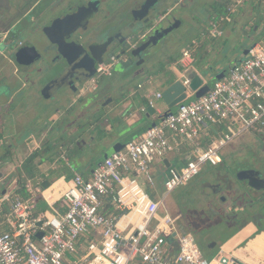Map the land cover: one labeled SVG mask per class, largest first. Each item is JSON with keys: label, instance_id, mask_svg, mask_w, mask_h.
Segmentation results:
<instances>
[{"label": "built area", "instance_id": "built-area-1", "mask_svg": "<svg viewBox=\"0 0 264 264\" xmlns=\"http://www.w3.org/2000/svg\"><path fill=\"white\" fill-rule=\"evenodd\" d=\"M245 1L231 0L225 14L210 21L208 38L222 37L221 26L231 23ZM192 53L190 48L181 53L179 79L184 86L188 81L182 74L192 68ZM114 63L112 58L98 65L80 91H95ZM192 97L106 157L90 178L75 175L61 195V213L33 217L32 200L16 193L15 182L0 187V264H234L221 253L206 258L191 234L177 232V218L160 209L166 195L186 186L205 165H220L225 147L253 128L264 129V40L250 47L202 97ZM160 99L161 93L151 94L146 107L156 110ZM183 145L190 147L191 160L166 168L165 195L154 201L138 180L154 187L152 165L162 164ZM108 205L116 213H108ZM87 235L93 239L81 249L79 242Z\"/></svg>", "mask_w": 264, "mask_h": 264}, {"label": "crops", "instance_id": "crops-1", "mask_svg": "<svg viewBox=\"0 0 264 264\" xmlns=\"http://www.w3.org/2000/svg\"><path fill=\"white\" fill-rule=\"evenodd\" d=\"M3 1L0 0V6H3ZM41 1L33 2L26 10L24 6L18 7L19 10L24 8V11L19 19L16 18L14 21L3 22L2 18L6 15L7 17L13 15L17 11L15 5L13 10L10 8L11 11L7 7L3 11L0 9V127L3 130L0 134V176H2L3 186L15 182L16 193L19 192L18 195L23 198L22 191L19 190V186L23 185L24 193L31 195L29 199L33 203L43 200L49 207L44 213L52 214L63 211L64 206L60 202L61 195L75 175H80L85 179L90 178L94 169L104 158L114 153L113 149L122 151L120 145L124 146L127 142L140 138L148 128L158 122L159 117L167 108L161 103V99L156 100L155 114L149 113L146 107L147 98L153 93H162L165 88L164 84L168 83L172 77L174 81L179 78L181 53L188 47H182L179 52L172 51V49L167 50V48L164 52L162 50L160 53H163L160 55L162 60L160 59L158 63L160 65L158 69L154 66L130 79L113 77L110 72L98 81L97 97L92 101H88L91 94L81 91L74 94L69 88L46 91L47 84L53 79L41 74V69L36 66L33 68L17 64L14 57L16 49L26 43L25 40L29 39L35 43L34 35L39 33V27L48 23V19L40 21L37 12H40V9L47 10L55 0L47 4ZM174 1L161 0V7L159 6L163 11L161 19L170 12L172 7L169 9V5ZM179 1L182 0H176V3ZM118 2L115 11L119 15L121 9L130 8L133 0H119ZM211 2L208 7V23L203 28L200 27L195 36L191 37V45L193 42L196 44V41L197 45L202 42L200 44L201 54L205 58H208L216 48L212 41L217 39L208 40L207 36L210 21L224 15L231 0H211ZM256 4L257 2L252 0L251 7L254 9L249 8L247 12L252 13L256 9ZM261 4L263 7L262 0ZM243 7L231 16V23L221 26L222 37H228L233 32L235 23L244 17ZM121 19L124 20V18ZM128 30L124 29V32ZM254 32L256 34V31ZM206 41L208 44L205 47L203 42ZM197 45L193 48L191 67L200 73L195 66L197 50L200 49ZM243 57V54L238 56L234 65ZM34 74L36 78H33ZM28 77L34 81L28 80ZM103 79L106 80L102 82ZM192 99L194 98H190ZM143 108H146V112H141ZM205 139L201 136L200 142L203 143ZM32 156L34 158L27 163ZM173 159L178 163L176 166L172 163ZM189 160H191L190 147L183 145L169 154L162 164L154 166V177L161 174L163 183L166 168L170 166L179 168ZM261 168L264 170V161H262ZM45 182H48L50 186L44 190L41 185ZM141 187L145 190V187L142 185ZM162 189V197L152 193L155 201L165 195L164 187ZM240 206L242 205H238L239 209L230 216L232 220L235 217L238 219L232 228L233 232L224 240L216 242L215 247L208 249L207 253L203 252V255L211 259L221 253L235 259L240 264H264V245L258 243L260 237L264 239V228L260 226L258 214L253 210L255 206L248 205L249 208L245 212H242ZM228 210H231L230 207ZM107 212L116 213V208L108 205ZM164 212L177 218L175 223L177 232L187 233L179 223L180 215L171 213L166 203L160 210V213ZM91 239L93 238L89 235L84 236L79 242L80 248L84 249Z\"/></svg>", "mask_w": 264, "mask_h": 264}, {"label": "rangeland", "instance_id": "rangeland-1", "mask_svg": "<svg viewBox=\"0 0 264 264\" xmlns=\"http://www.w3.org/2000/svg\"><path fill=\"white\" fill-rule=\"evenodd\" d=\"M4 1L3 6H0L2 11L5 7L13 10L14 5L17 11L9 17L6 15V17L2 18L3 22L6 20L14 21L16 18L19 19L24 10H19L18 7H23L26 0ZM42 1L45 2L44 4H47L52 0ZM58 1L59 0L52 1L51 6L48 5L49 8L47 10L40 9V12H37V17H39L38 19H40V21L48 19L49 22L50 19H53L54 16L59 14L60 10L68 1L72 2L71 0H60L61 2ZM118 1L119 0H112V4H115ZM251 1L252 0H247L243 4L244 11L242 14L245 13V15L235 23L233 32L228 37H220L217 40L208 39L214 40L212 43L216 48L213 52H211V54H209L208 58H205L201 54L200 44L202 42L197 45L196 41V44L193 42V45H191V37L195 36V33L200 27L203 28L208 23V7H210L212 3L211 0H182L177 3L175 0L169 5V9L171 7L172 9H170V12L166 15L167 25H173L175 28L163 40V52L166 48L167 50L172 49V51L179 52L182 47L186 46L193 51V48H195L196 45L197 47L199 46L200 49L197 50L198 52L195 66L204 76L205 80L210 82L211 86L213 82L216 81L215 78L220 73L226 72L233 67L238 56L243 54L255 43L264 40V6H261V0H255V2H257L255 7L256 9L253 10L252 13H248L247 10L249 8L254 9L251 7ZM262 1L264 2V0ZM33 2H35V0ZM137 2L138 0H135V3L133 2L129 6L130 8L120 10L119 17L115 22L118 27L125 25L130 31H135V29H138L139 26L143 27L140 21H133L132 24L127 25L124 24L121 19L129 17L132 11L130 9H132L133 5ZM175 3L176 5L173 6ZM160 5L161 3H159V6ZM169 9L167 11H169ZM261 27L263 29H260ZM261 30H263V32H261ZM254 31H256L257 35ZM256 37L258 38L256 39ZM25 42L33 43L29 39L25 40ZM33 44L35 45V43ZM203 44H205L206 47L208 41L203 42ZM160 55L154 59L155 62L153 61V63L148 66V70L152 69L154 66L155 69H158V66H160L158 63L160 62V59L162 60ZM38 64L39 63H35L31 65V67L34 68V66H37ZM33 78H36L35 74L33 75ZM27 79L34 81L30 77ZM105 80L106 79H103L102 82ZM161 103H163V101H161ZM175 109L176 108H173L172 111H175ZM2 132L3 130L0 127V134ZM238 140L221 151L223 158V163L221 165L216 167L205 165L197 177L191 180L186 186L178 187L169 193L165 198L164 203H166L170 212L178 213L180 215L179 223L181 224V227L185 230V232L191 234L196 239L198 248L202 253H207L208 249H213L215 247L214 244L216 242L227 238L228 235L233 232L232 228L237 223L236 220L238 219L235 217L232 220L230 217L232 212L228 210L232 204L233 207L234 205H241L246 202L244 199H236V191H239L238 184L241 183V180L237 177V173L241 170L247 168L250 169L252 167L260 169L262 161H264V129L253 128L250 133H245L242 137L238 138ZM172 163L175 166L178 164L174 159L172 160ZM159 164L160 162L157 161L151 167V174L154 178V187L147 185L143 179H139V183L145 187L148 194L153 193L162 197L163 189L161 183L163 176L159 174L154 177V166ZM216 173L228 175L230 181L233 182L234 191L228 192L223 189L220 195L217 194V196H215L214 193H211L207 188L208 186L206 187V184H216L217 181L211 178L212 174ZM2 186L3 185L0 184V187ZM220 199H223V201ZM255 207L259 208L257 206ZM252 208L253 207H251V209ZM160 210H162V207ZM182 228L181 230H183ZM178 233L180 234V232Z\"/></svg>", "mask_w": 264, "mask_h": 264}, {"label": "water", "instance_id": "water-1", "mask_svg": "<svg viewBox=\"0 0 264 264\" xmlns=\"http://www.w3.org/2000/svg\"><path fill=\"white\" fill-rule=\"evenodd\" d=\"M141 1L143 3L134 7L130 17L134 21H143L146 27L139 26L138 29L129 33L123 30L118 31L115 37L120 39L119 45L112 43L113 37L107 41H102L105 31L100 25L90 26V19L99 11L100 2L90 0L83 4L77 0L69 3L50 22L39 27V33L34 35L35 45L28 42L21 44L15 51V60L21 66L39 63L36 67L41 69V74L53 79L47 84L46 91L62 75L72 69L82 72V77L78 79L70 77L69 82L59 86L58 89L69 88L74 94L79 93V88L87 84L96 74L98 65L109 62L112 58L115 60L111 69L113 77L133 78L145 71L160 55L164 49L163 40L175 28L173 25H167L166 16L161 19L163 12L159 8L161 0ZM128 29L126 28V30ZM248 52L249 49L243 53V56L245 57ZM182 76L188 81L187 86H184L179 78L172 83L164 84L165 88L161 93V100L167 109L162 117H166L173 108L187 101L189 95L198 99L209 90L204 76L195 69H187ZM224 76L225 73L222 72L215 80H221ZM87 93L91 94L88 101H92L97 97L98 92L95 90ZM147 111L155 114L154 109L148 108ZM120 147L123 149L124 146L120 145ZM119 150L113 149V152L116 153ZM251 171L241 170L237 176L241 181L248 180L250 187L259 190L258 186H254L251 181L260 178L257 174L253 176ZM49 186L48 182L41 185L44 190ZM163 186L164 182L162 183ZM37 226H41V223H37ZM41 236V233L37 235L38 238ZM233 262L240 264L235 259Z\"/></svg>", "mask_w": 264, "mask_h": 264}, {"label": "flooded vegetation", "instance_id": "flooded-vegetation-1", "mask_svg": "<svg viewBox=\"0 0 264 264\" xmlns=\"http://www.w3.org/2000/svg\"><path fill=\"white\" fill-rule=\"evenodd\" d=\"M72 2H74L75 0H71ZM83 4H86L88 1L90 0H80ZM100 2V6H99V11L90 19V26H95V25H100L102 27V29L105 31L104 35H103V39L102 41H107L110 37H113L112 39V43H115V45H119L120 39H116L115 35L118 33V31H124V29H126V26L123 25L122 27H117V25H114V23L116 22L117 18L119 17V15L117 14V12L115 10H117V6L118 3L112 4V0H98ZM58 2H61L60 0ZM57 2V3H58ZM133 2L135 3V0H133ZM71 3L70 1H68L65 6L60 10V12H62L67 5ZM139 3H143V1L138 0V2L133 5L132 10L134 9V7L139 4ZM140 7V6H139ZM138 7V8H139ZM102 12H101V11ZM59 12V13H60ZM57 16V15H56ZM131 13L129 15V17H126V19L124 18L123 22L124 24H132V22L134 20L131 19ZM55 17V16H54ZM132 20V22H130ZM143 27V21H140ZM113 25V26H110ZM109 26V27H108ZM130 30H128L129 32ZM124 35L122 34V37ZM118 43V44H117ZM70 77L72 78H81L82 77V72H77V71H73L72 69H70L69 71H67L64 75H62V77H60L55 83H53L51 85V87L48 88L49 91H53L55 89H57L59 86L67 84L70 80ZM209 89L211 88L210 86V82L206 81ZM244 170H252L251 174L253 176H255L256 174L259 176L260 179H253L251 181V183L254 186H258L257 189L252 188L249 186V181H241L240 184H238V188L239 191L237 192V200L240 199H244L246 202L245 204H241L242 206H240V209H242V212H245L247 210V208H249L248 205H254L257 206L259 208L255 207V211L258 214V220L260 223V226L264 228V170L263 168L261 169H257V168H250V169H244ZM238 177V176H237ZM212 179L216 180V184H206V187L210 190L211 193H214L215 196L220 195L221 191L227 190L228 192H232L233 190V182L230 181L229 176L228 175H223L220 173H216V174H212ZM263 188V189H262ZM221 200V199H220ZM234 202V201H233ZM231 202V203H233ZM233 205V204H232ZM232 205H230V208L232 207ZM237 206H233L230 210V212H232V214L236 213V210L239 209L237 208ZM258 243L264 245V239L263 237H260L258 239Z\"/></svg>", "mask_w": 264, "mask_h": 264}, {"label": "trees", "instance_id": "trees-1", "mask_svg": "<svg viewBox=\"0 0 264 264\" xmlns=\"http://www.w3.org/2000/svg\"><path fill=\"white\" fill-rule=\"evenodd\" d=\"M33 1L34 0H26L25 1V4H24V10H26L27 8H29L31 5H32V3H33ZM36 1V0H35ZM148 27V26H147ZM174 81V78L172 77L171 79H169V83H172ZM34 158V156H32L28 161H27V163H30L31 162V160ZM39 187V186H38ZM19 190H20V192L22 191V197L24 198V199H28V198H30L31 197V195H27L26 193H24V186L23 185H20L19 186ZM144 190V189H143ZM144 192L148 195V196H150V198H152L153 199V197H152V194H148L147 192H146V190H144ZM17 194H19V192L17 193ZM21 196V195H20ZM154 200V199H153ZM40 201V200H39ZM155 201V200H154ZM39 203H40V205H39ZM48 206H47V204L45 203V202H43V200L41 201V202H34L33 203V205H32V216L33 217H36V216H38V215H41V214H43L46 210H48Z\"/></svg>", "mask_w": 264, "mask_h": 264}]
</instances>
